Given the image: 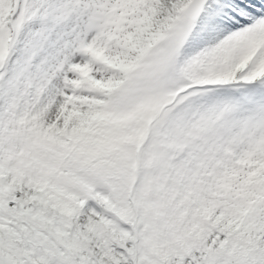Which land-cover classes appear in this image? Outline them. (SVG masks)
<instances>
[{
  "label": "snow or ice",
  "instance_id": "1",
  "mask_svg": "<svg viewBox=\"0 0 264 264\" xmlns=\"http://www.w3.org/2000/svg\"><path fill=\"white\" fill-rule=\"evenodd\" d=\"M0 264H264V0H0Z\"/></svg>",
  "mask_w": 264,
  "mask_h": 264
}]
</instances>
